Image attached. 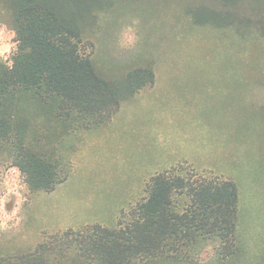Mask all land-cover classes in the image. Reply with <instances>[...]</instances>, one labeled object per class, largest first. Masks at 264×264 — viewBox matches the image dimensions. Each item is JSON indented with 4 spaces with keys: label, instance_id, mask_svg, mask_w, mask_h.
Wrapping results in <instances>:
<instances>
[{
    "label": "rangeland",
    "instance_id": "obj_1",
    "mask_svg": "<svg viewBox=\"0 0 264 264\" xmlns=\"http://www.w3.org/2000/svg\"><path fill=\"white\" fill-rule=\"evenodd\" d=\"M17 1L0 0V64L8 67L18 49ZM100 1L80 22L97 73L119 85L150 67L155 85L92 136L77 137L56 104L29 94L8 101L26 143L69 154L73 171L53 192L32 191L12 150L0 145V258L30 253L53 234L117 228L152 177L190 156L196 173L230 179L239 191L236 255L217 261V243H209L196 264H264V39L246 20L226 25L218 0ZM238 6L240 17L264 13L263 0ZM194 8L215 10V21L194 22Z\"/></svg>",
    "mask_w": 264,
    "mask_h": 264
},
{
    "label": "trees",
    "instance_id": "obj_2",
    "mask_svg": "<svg viewBox=\"0 0 264 264\" xmlns=\"http://www.w3.org/2000/svg\"><path fill=\"white\" fill-rule=\"evenodd\" d=\"M218 1L226 25L246 20L264 39V13L240 17V0ZM96 2L102 3L17 1L18 49L10 67L0 64V145L12 150L14 166L32 191L53 192L68 179L73 163L58 148L48 154L26 143L23 121L19 111L8 106L10 99L29 94L56 104L51 109L58 119L73 123L77 137L92 136L109 125L123 102L155 84L150 67L130 72L119 85L97 73L93 44L84 41L80 24L99 5ZM190 10L194 22L215 21V10ZM146 193L115 229L92 225L46 236L32 252L0 258V264H196L209 243H217V261L236 255L239 191L232 180L181 165L152 177Z\"/></svg>",
    "mask_w": 264,
    "mask_h": 264
},
{
    "label": "crops",
    "instance_id": "obj_3",
    "mask_svg": "<svg viewBox=\"0 0 264 264\" xmlns=\"http://www.w3.org/2000/svg\"><path fill=\"white\" fill-rule=\"evenodd\" d=\"M155 85V84H154ZM154 87V86H153ZM152 87V88H153ZM150 89V88H149ZM124 103V102H123ZM122 103V104H123ZM122 107V106H121ZM121 109V108H120ZM120 111V110H119ZM183 164H181V165H186V166H189V167H191L192 169H193V167L195 166V165H197L196 164V160L193 158V157H190V156H184L183 157Z\"/></svg>",
    "mask_w": 264,
    "mask_h": 264
}]
</instances>
